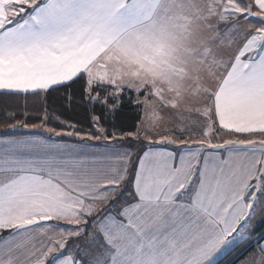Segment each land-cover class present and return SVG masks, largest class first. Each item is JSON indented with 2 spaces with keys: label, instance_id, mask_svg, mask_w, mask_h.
<instances>
[{
  "label": "snow or ice",
  "instance_id": "6c2138e0",
  "mask_svg": "<svg viewBox=\"0 0 264 264\" xmlns=\"http://www.w3.org/2000/svg\"><path fill=\"white\" fill-rule=\"evenodd\" d=\"M0 109V264H264V0H0Z\"/></svg>",
  "mask_w": 264,
  "mask_h": 264
},
{
  "label": "trees",
  "instance_id": "16d2710c",
  "mask_svg": "<svg viewBox=\"0 0 264 264\" xmlns=\"http://www.w3.org/2000/svg\"><path fill=\"white\" fill-rule=\"evenodd\" d=\"M59 94L54 93L53 97H57L58 98ZM49 108L50 109H57V111H59L60 109L57 108L56 103L53 102V100H49ZM66 116H70L72 119H77L78 117L76 116L75 113L73 112H68L65 113ZM128 115L130 116H134V113H128ZM3 118V109H0V121H2ZM132 123H134L135 121H131Z\"/></svg>",
  "mask_w": 264,
  "mask_h": 264
}]
</instances>
